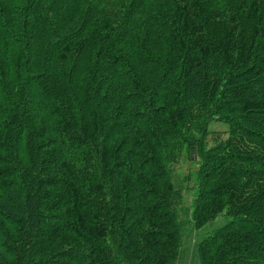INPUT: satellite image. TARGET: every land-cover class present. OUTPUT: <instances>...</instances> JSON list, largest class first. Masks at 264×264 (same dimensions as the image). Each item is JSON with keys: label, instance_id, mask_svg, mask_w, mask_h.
Listing matches in <instances>:
<instances>
[{"label": "trees", "instance_id": "obj_1", "mask_svg": "<svg viewBox=\"0 0 264 264\" xmlns=\"http://www.w3.org/2000/svg\"><path fill=\"white\" fill-rule=\"evenodd\" d=\"M191 148L199 264H264V0H0V264H174Z\"/></svg>", "mask_w": 264, "mask_h": 264}, {"label": "rangeland", "instance_id": "obj_2", "mask_svg": "<svg viewBox=\"0 0 264 264\" xmlns=\"http://www.w3.org/2000/svg\"><path fill=\"white\" fill-rule=\"evenodd\" d=\"M210 127L215 132H219L220 137H225L226 125L223 122H213ZM215 134H209L210 141H212ZM196 158H192L190 153V157L186 158L185 155H182L172 164L171 181L181 191V200L175 208L177 223L182 231L180 250L174 264H199L198 243L200 239L227 218L223 213H219L201 227H194L191 220V211L192 198L196 187L195 173L198 164L195 161Z\"/></svg>", "mask_w": 264, "mask_h": 264}, {"label": "water", "instance_id": "obj_3", "mask_svg": "<svg viewBox=\"0 0 264 264\" xmlns=\"http://www.w3.org/2000/svg\"><path fill=\"white\" fill-rule=\"evenodd\" d=\"M191 157H192V158H195V157H196V155H195V152H194L193 148H191Z\"/></svg>", "mask_w": 264, "mask_h": 264}]
</instances>
